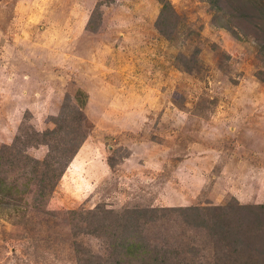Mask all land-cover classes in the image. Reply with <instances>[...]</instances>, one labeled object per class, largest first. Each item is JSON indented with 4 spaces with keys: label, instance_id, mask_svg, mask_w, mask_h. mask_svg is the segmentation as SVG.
<instances>
[{
    "label": "rangeland",
    "instance_id": "rangeland-1",
    "mask_svg": "<svg viewBox=\"0 0 264 264\" xmlns=\"http://www.w3.org/2000/svg\"><path fill=\"white\" fill-rule=\"evenodd\" d=\"M167 1L172 38L157 25L163 0H0V148L55 128L65 96L88 93L85 139L48 218L28 230L0 218V264H79L82 247L106 257L97 236L116 227L106 210L132 208H164L143 236L189 264H264V54L250 36L259 17L240 20L249 35L239 39L208 0ZM28 152L43 158L48 147ZM228 203L254 207L234 208L235 227L253 229L235 254L192 210H175Z\"/></svg>",
    "mask_w": 264,
    "mask_h": 264
},
{
    "label": "trees",
    "instance_id": "trees-1",
    "mask_svg": "<svg viewBox=\"0 0 264 264\" xmlns=\"http://www.w3.org/2000/svg\"><path fill=\"white\" fill-rule=\"evenodd\" d=\"M208 1L215 10L216 20L218 22L224 20L225 23L221 25L233 31L239 39L249 35L240 20L243 19L247 23L252 17L258 16L259 19L253 22L255 30H251L250 36L264 54V4H252L246 0H238L236 4L235 0ZM162 5L157 25L165 36L171 37L178 26L177 13L169 1L163 0ZM237 20L240 21L239 25H236ZM90 23L91 20L89 26ZM187 68L193 70V65H188ZM87 98L88 93L82 89H79L74 97L67 94L61 114L54 117L55 128L38 131L31 127L30 131L24 134L20 132L13 144L3 145L0 148V218H8L14 226H23L25 230L41 222L44 216L48 218L46 215L50 211L47 205L85 139L84 107ZM40 145L48 147V152L43 158L35 157L28 152L29 148ZM28 198H31V202L24 205V201ZM235 207L254 209L250 205L236 204L235 206L228 203L177 207L175 210H192L193 212H186L188 214L185 215L190 218L192 216L191 219L194 220L195 225L219 238L232 249L231 253L235 254L243 249L241 236L248 237L253 230L243 229V224L235 227L234 222L239 218V215L234 213ZM171 208L165 211L174 209V207ZM255 208L264 210L262 205H257ZM160 210L164 208H132L122 213L106 210L110 217L116 219L115 228L103 227L102 234L97 236L107 243V256L95 255L83 247L76 248L79 264H189L185 259L180 258V250L165 245H152L145 240L143 236L145 226L162 217L157 214ZM18 211L21 212L17 214ZM75 212V210L72 211V213ZM259 216L264 217V213ZM85 233L88 234V231ZM254 253L261 258V253L258 251ZM250 264H263V262L258 259Z\"/></svg>",
    "mask_w": 264,
    "mask_h": 264
}]
</instances>
